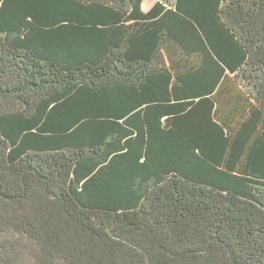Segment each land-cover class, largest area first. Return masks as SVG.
Wrapping results in <instances>:
<instances>
[{
	"label": "trees",
	"instance_id": "obj_1",
	"mask_svg": "<svg viewBox=\"0 0 264 264\" xmlns=\"http://www.w3.org/2000/svg\"><path fill=\"white\" fill-rule=\"evenodd\" d=\"M0 0V264H264V0Z\"/></svg>",
	"mask_w": 264,
	"mask_h": 264
},
{
	"label": "rangeland",
	"instance_id": "obj_2",
	"mask_svg": "<svg viewBox=\"0 0 264 264\" xmlns=\"http://www.w3.org/2000/svg\"><path fill=\"white\" fill-rule=\"evenodd\" d=\"M156 1L158 0H144L143 7L145 10H148ZM164 2H167V4H170L174 2V0H162Z\"/></svg>",
	"mask_w": 264,
	"mask_h": 264
}]
</instances>
